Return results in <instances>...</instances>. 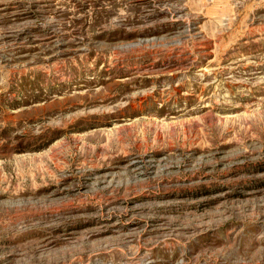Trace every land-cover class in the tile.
Here are the masks:
<instances>
[{
    "label": "rangeland",
    "instance_id": "1",
    "mask_svg": "<svg viewBox=\"0 0 264 264\" xmlns=\"http://www.w3.org/2000/svg\"><path fill=\"white\" fill-rule=\"evenodd\" d=\"M0 264H264V0H0Z\"/></svg>",
    "mask_w": 264,
    "mask_h": 264
}]
</instances>
